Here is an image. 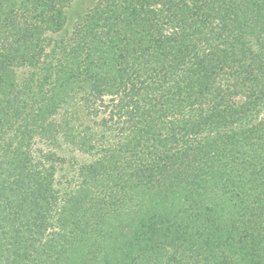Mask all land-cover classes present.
<instances>
[{
  "label": "trees",
  "instance_id": "1",
  "mask_svg": "<svg viewBox=\"0 0 264 264\" xmlns=\"http://www.w3.org/2000/svg\"><path fill=\"white\" fill-rule=\"evenodd\" d=\"M71 1L0 0V264H264V0Z\"/></svg>",
  "mask_w": 264,
  "mask_h": 264
},
{
  "label": "rangeland",
  "instance_id": "2",
  "mask_svg": "<svg viewBox=\"0 0 264 264\" xmlns=\"http://www.w3.org/2000/svg\"><path fill=\"white\" fill-rule=\"evenodd\" d=\"M102 1V0H72L71 3H68L66 5L63 6V9L65 10V14L67 15V25L66 28L63 29V32H67V31H72L75 28H77V23L79 22V20L85 16L94 6L97 2ZM155 1V0H153ZM122 2V0H121ZM189 2H192V0H189ZM161 5V2H160ZM158 6V5H157ZM161 8V6H159ZM58 8L59 5H58ZM50 36V35H49ZM237 100L239 101L238 103L241 104L243 102H245L246 98L244 93L238 95ZM112 101V97H106L105 99V103H99L96 107V118L97 119H102L104 117H108L110 116V113L113 109L110 108L109 103H111ZM106 104V105H104ZM107 106L109 109H107ZM254 117V121L257 124L264 126V103L261 106L260 109H258V111H256L254 114H252ZM118 122L119 121H115V129L117 132H121L123 131L124 127L122 126H118ZM67 157H70L69 152L65 153ZM77 156L80 157V160H89L91 159L90 156L88 155H82V154H78L76 153ZM82 155V156H81ZM92 156V155H91ZM149 256V254H147ZM150 257V256H149ZM156 258V257H154Z\"/></svg>",
  "mask_w": 264,
  "mask_h": 264
}]
</instances>
